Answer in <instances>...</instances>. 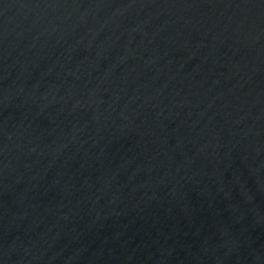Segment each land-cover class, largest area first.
Listing matches in <instances>:
<instances>
[{
    "label": "water",
    "instance_id": "obj_1",
    "mask_svg": "<svg viewBox=\"0 0 264 264\" xmlns=\"http://www.w3.org/2000/svg\"><path fill=\"white\" fill-rule=\"evenodd\" d=\"M0 264H264V0H0Z\"/></svg>",
    "mask_w": 264,
    "mask_h": 264
}]
</instances>
